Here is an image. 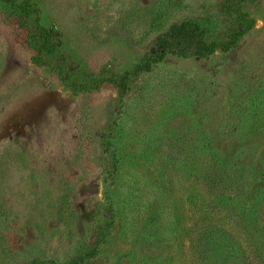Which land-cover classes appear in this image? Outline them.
Instances as JSON below:
<instances>
[{
	"label": "rangeland",
	"instance_id": "374dc122",
	"mask_svg": "<svg viewBox=\"0 0 264 264\" xmlns=\"http://www.w3.org/2000/svg\"><path fill=\"white\" fill-rule=\"evenodd\" d=\"M0 264H264V0H0Z\"/></svg>",
	"mask_w": 264,
	"mask_h": 264
},
{
	"label": "trees",
	"instance_id": "16d2710c",
	"mask_svg": "<svg viewBox=\"0 0 264 264\" xmlns=\"http://www.w3.org/2000/svg\"><path fill=\"white\" fill-rule=\"evenodd\" d=\"M170 31V35L173 36L176 45L178 44V46L184 50L192 49L193 53L198 55H207L212 53L217 46L228 47L229 45V43H225L224 41L219 43L207 42L206 39L204 40L202 37V33L191 23L183 22L179 25L175 24ZM243 32L241 30L237 31L234 37L238 38V36ZM161 53H164V49ZM162 57V54H157L154 61H157Z\"/></svg>",
	"mask_w": 264,
	"mask_h": 264
}]
</instances>
